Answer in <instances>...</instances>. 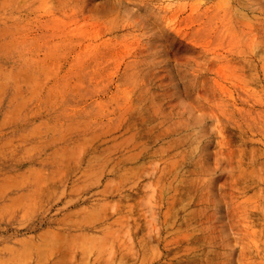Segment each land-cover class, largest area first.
I'll return each mask as SVG.
<instances>
[{"label":"rangeland","instance_id":"rangeland-1","mask_svg":"<svg viewBox=\"0 0 264 264\" xmlns=\"http://www.w3.org/2000/svg\"><path fill=\"white\" fill-rule=\"evenodd\" d=\"M0 264H264V0H0Z\"/></svg>","mask_w":264,"mask_h":264},{"label":"bare ground","instance_id":"bare-ground-1","mask_svg":"<svg viewBox=\"0 0 264 264\" xmlns=\"http://www.w3.org/2000/svg\"><path fill=\"white\" fill-rule=\"evenodd\" d=\"M108 213V212H107Z\"/></svg>","mask_w":264,"mask_h":264}]
</instances>
